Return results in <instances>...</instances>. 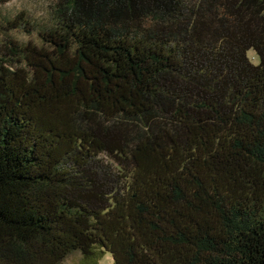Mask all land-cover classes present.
Instances as JSON below:
<instances>
[{"label":"trees","instance_id":"trees-1","mask_svg":"<svg viewBox=\"0 0 264 264\" xmlns=\"http://www.w3.org/2000/svg\"><path fill=\"white\" fill-rule=\"evenodd\" d=\"M8 2L0 264H264V0Z\"/></svg>","mask_w":264,"mask_h":264},{"label":"rangeland","instance_id":"rangeland-1","mask_svg":"<svg viewBox=\"0 0 264 264\" xmlns=\"http://www.w3.org/2000/svg\"><path fill=\"white\" fill-rule=\"evenodd\" d=\"M51 0H9L5 6V11L9 15H13L19 11L29 13L35 20H41L45 14V9L49 5ZM24 39L27 36H21ZM248 56L253 63H257V58L253 52H249ZM79 259V253L71 254L65 261L64 264H76ZM103 264H112V258L110 254H107L102 260Z\"/></svg>","mask_w":264,"mask_h":264}]
</instances>
